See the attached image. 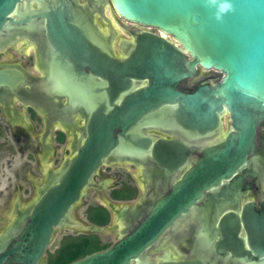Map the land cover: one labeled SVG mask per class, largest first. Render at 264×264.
<instances>
[{"label": "water", "instance_id": "water-1", "mask_svg": "<svg viewBox=\"0 0 264 264\" xmlns=\"http://www.w3.org/2000/svg\"><path fill=\"white\" fill-rule=\"evenodd\" d=\"M81 1L0 0V41L9 39L13 29L40 25L43 34L38 36L43 54L48 51L54 86L46 80L42 89L86 118L82 144L38 190L26 221L15 228L14 241L0 253V264L7 260L41 264L53 232L70 223L69 213L108 158L148 155L170 176L185 165L189 148L184 142L200 143L216 134L205 146L198 145L202 147L194 165L165 193L148 198L150 204L139 212L133 229L124 235L119 232L121 236L106 249L70 264H264V200L262 211L245 210L241 216L254 258L247 254L238 258L242 250L231 239L236 220L229 215L212 224L221 248L233 252L219 263L192 251L182 253L175 242L163 243L203 194L216 191L205 201L199 219L211 215L217 219L215 204L230 195L229 189H219L221 182L242 168L264 171L254 157L257 128L264 122V0H227L231 10L220 19L207 0ZM105 10L124 31L123 24H129L155 30L167 39L134 34L130 52L126 54L127 42L122 41V55L115 57L112 35L101 32L94 19L98 16L109 28ZM46 61L47 55L41 57V70L36 65L45 79ZM202 71H215L219 78L200 81ZM29 77L21 68L0 66V89H14ZM193 79L198 82L191 89L181 87ZM225 116L226 129L221 133ZM148 126L171 135L181 133L187 140L145 136L141 128ZM110 210L116 221L119 211L137 213L136 207L114 210L110 205Z\"/></svg>", "mask_w": 264, "mask_h": 264}, {"label": "flooded vegetation", "instance_id": "flooded-vegetation-1", "mask_svg": "<svg viewBox=\"0 0 264 264\" xmlns=\"http://www.w3.org/2000/svg\"><path fill=\"white\" fill-rule=\"evenodd\" d=\"M125 26L126 31H124L123 29L121 30L127 33L129 36V40L126 41L127 45L125 46L126 54L130 52V47L132 46V35L140 34L142 32L160 35L159 32L152 29L141 28L129 24H125ZM109 28L105 29L104 33H108ZM10 32L12 35L9 37V39L0 41V55L4 56L5 51H9V49H11V51L14 53H22L23 49H12V46L18 39H25L23 41L25 45L28 42H34L33 48L30 51V55H27L25 57L30 64L32 62L33 56H35V62H33L35 64V73L33 75H30L29 78L20 82L14 89H0V158L3 154L2 152H5L6 148L9 150V152H13L12 150H14L15 148L14 152H17L18 154L26 151V153L32 156L33 161L36 163L35 167L37 168L36 173H38V175L41 172L40 169L38 170L40 163H46L49 168L46 166L42 184L39 189H35V197L32 202L21 210H19L15 205L13 206L12 212L14 217L9 228L12 234L9 231V235L6 238V234L8 233L7 231L3 230L2 234L0 233V253L12 241H14L17 234L14 232L17 228H21V224L23 223V221H26L25 218H27L28 213L33 207V201L37 197L38 190H40L58 170L57 169L56 171H53L55 165H57L58 162L61 161L60 166H65L69 162V159L73 154V149H75L77 145L82 144L86 124V118L84 114L78 111L71 110L63 99L53 98L52 95H49L48 92L42 89L41 85L46 81V79L39 74L36 66L38 65V69L41 70V57L43 58L46 56L43 54L45 50V47L43 46V40L38 36L43 34L40 25H25L22 26V28H18L16 30L13 29ZM18 33H22L24 36H17ZM29 36L32 38L35 37L34 41H32ZM106 36L110 37L111 35L109 34ZM162 36L165 37L163 34ZM122 46L123 44L120 43L118 49L119 54L116 55L114 53V49H112V46L110 44L113 56L119 57L122 55ZM20 53L19 55H22ZM0 66H10L15 69L21 68L20 66H18V64L15 63H0ZM212 80L217 79L211 71L201 72L200 81L211 83ZM197 82L198 79L189 80L182 84L181 87L184 89H191L195 84H197ZM19 107H22L23 109H19ZM72 116L77 117L76 122H70V117ZM222 120L224 121V123L222 122ZM225 120L226 116L225 118L221 119V130L223 128V125L225 126L224 129H226ZM38 129H41V131L39 132ZM26 130H28V132H25ZM162 130L159 127L148 126L142 127L141 133L145 136H153L165 139L171 138L174 135V138H180L183 140L185 139V141L187 140V137L181 133L175 132L173 135H171ZM221 133H224V131ZM218 135L219 134H216L212 136V138L206 139L208 141L202 140L200 144H202V146H205L206 143L210 142L211 139L218 137ZM68 136L71 137V141L66 140ZM5 137L9 138L8 141L4 140ZM203 141L206 143H204ZM184 143L185 147L189 148V152L185 158V165L179 168L170 176H167L161 168L157 167L155 162L148 155L143 157L142 159L125 157L121 160H118L110 157L107 159L105 164L99 167L98 171L101 168L103 170H105L106 168L108 173L110 172L109 166L123 165L131 169V167H135L136 163L139 164L138 169L141 168L139 183L141 185V196L143 200L133 206L136 207V215H134L132 213L133 211L130 210L117 212V221L121 224V228L119 230L121 235H124L131 229H133V227L135 226V222L140 218L139 212L148 208L150 204L148 201L149 197H153L156 194H162L163 192L165 193L166 189L170 188L179 179V177L186 173V170L189 167L194 165L196 159L200 154L198 148L202 146H198L200 145L199 143H194L191 140ZM254 147V157L257 159V165L264 168V122H262L257 128ZM60 148L61 151L57 150V152L56 149ZM10 158H12V154ZM10 162V159L6 160L7 165H9ZM127 168H123V171L121 172H112L111 178H114L115 180H112L111 182H101L97 185L92 182L89 183V186L85 190L92 189L93 193L90 195L91 198L93 196H96V193L98 194V198H94L87 204V210L101 207L108 213V211H110L111 203L120 201L127 202L134 199L135 192H137L136 190H140V187L134 185L133 178L129 171L126 170ZM20 172L23 178H27V169L25 170V168L20 167ZM36 173H31L30 177L35 179L37 177L35 176ZM95 176H97V174ZM232 185H236V188H232ZM105 188H107L105 196L100 195L101 191ZM221 188L229 189L230 195L226 200L219 198L218 193V203L214 206L216 208V211L218 212L217 219H213L212 215L211 218L208 216V218L206 219H199L200 210L203 209L205 205H207L205 204V201L212 195V193L216 191L206 192L205 194H203L202 198L192 206L190 210V216H187L183 221H181L174 233L166 235L165 239L168 238L169 240L175 237L174 239L176 246L182 253H189L190 251H192V253L194 254H198L209 259H217L215 262L219 263V259L226 258V255L230 257L233 252L229 251L230 248L225 247L223 249V255H217V252L212 245L214 239L211 240L209 245L204 242V228H207L206 223H210L211 225L217 224L221 218H223L225 215H229L232 216V218L234 217L236 220L237 229L233 232V235H231V239L234 240V242L237 244L238 249L240 247V250H242L238 252V258H245L244 256H246V254L254 258L252 256V253L249 251V248L247 247V233L242 223L241 216L245 210L252 211L255 214L262 211V201L264 200V171L247 172L246 168H242L240 171L233 174L232 177L223 180L219 186V189ZM219 189L217 190L219 191ZM126 194H132L133 198L129 200L115 199V197L118 195L124 196ZM78 203L79 202H77L75 206ZM125 217L128 218L129 224H126ZM4 219V215H1L0 213L1 224H3ZM65 227L75 228L71 226L70 223H67L59 229H64ZM115 228L116 227L114 226L111 229ZM86 232L96 233V231ZM119 232H117V235H119ZM3 264L14 263L7 260ZM226 264H231V262L228 261Z\"/></svg>", "mask_w": 264, "mask_h": 264}, {"label": "rangeland", "instance_id": "rangeland-1", "mask_svg": "<svg viewBox=\"0 0 264 264\" xmlns=\"http://www.w3.org/2000/svg\"><path fill=\"white\" fill-rule=\"evenodd\" d=\"M79 4H82L83 1L78 0ZM104 12V11H103ZM104 15L107 17V19H109V26L111 28H109L108 33L107 34H114L111 36V46L112 49H114V53L117 55L119 54V44L122 41H128L129 40V36L127 33H125L124 31L121 30V27H119L112 18L109 17V13L105 10ZM95 19V23L98 27H100V31L103 33L105 32V29H107V27L102 26L100 24V21L98 19V16L94 17ZM125 25V24H124ZM25 39H18L14 45L12 46L13 50H18V49H23L22 55H19V53H14L11 51V49H9V51H5L4 56L0 55V63H15L18 64V66H20L23 70L27 71L29 74L33 75L34 69H35V64L33 62H35V56H33L32 62L29 64L27 61V58L25 56L30 55V51L33 48V43L32 42H28L26 45L23 43ZM25 45V46H24ZM14 53V54H13ZM32 55V54H31ZM47 55V61H46V68L48 70V74L46 75V80L49 81L51 85L53 86V82H52V74H51V67H50V61H49V55H48V51L46 52ZM8 59V60H7ZM213 73V75L215 76L216 79L219 78V75L217 72L215 71H211ZM51 78V79H50ZM54 88V86H53ZM19 109H23L22 107ZM77 117L76 116H72L70 117V122H76ZM222 122L224 123V121L222 120ZM224 125L223 128L221 130V132H223L224 129ZM38 131L40 132L41 129H38ZM25 132H28V130H26ZM33 134V133H32ZM8 137H5L4 140L8 141ZM3 140V139H2ZM1 140V141H2ZM67 141H71V137L68 136ZM15 150V148H14ZM14 150H12L13 152H9V150L6 148L5 152H2L3 154L1 155L0 158V187H2L3 182H4V178L7 175V173L5 172V169H8L9 171L12 172V176L9 177L7 179V186L6 187H2V190H0V205H1V209H0V213L1 215H4L5 219L3 224L0 223V233L2 234V231L5 230L8 232L10 225H11V221L13 219V206L15 205L19 210L25 208L29 203L32 202V200L34 199L35 195V189H39L43 178H44V174H45V169L46 166L49 168L48 165H46V163H40V166L38 168V170L40 169V174L38 175V173H36L37 168L35 167V162L33 161V158L30 154L26 153V151H23V153L19 154L21 158L26 157L25 160V164L23 163V165L21 167L25 168V170L27 169L26 175L27 178H23L22 175L20 174V167L19 168H13V162L14 159L17 155V152H14ZM61 151L60 149H56ZM59 151V152H60ZM58 152V151H57ZM12 154V158H10ZM10 159L11 162L9 165L6 164V160ZM61 164V161L58 162L57 165H55V167L53 168V171H56L59 166ZM27 165V166H25ZM110 167V172H107V169L105 168V170H103L102 168L98 171L97 176L92 178V183H94L95 185L101 183V182H107V181H112L115 180L114 178L112 179L111 177V173L114 171H118L121 172L123 171V168H127L126 166L123 165H117V166H109ZM126 170L129 171V173L131 174L132 178H133V183L134 185H136L137 187H140V190H136L137 192H135V196L133 200L127 201V202H113L110 205H112V208L114 210H119L122 207H126L128 209H130L131 207H133L134 205H136L139 202V199L141 198V185L139 183V179L141 175V168H136V167H131L127 168ZM24 171V169H23ZM31 172L33 174H35V176H37L35 179L31 178L30 175ZM106 172V174H105ZM108 173V174H107ZM107 188L103 189L100 193V195H104L106 193ZM93 193L92 189L91 190H85L84 191V195L83 197L80 199L79 203L74 206L71 210V212L69 213V217H68V221L70 222L71 226H75V228L72 227H65L64 229H59L53 232L52 237H51V242L49 243V245L47 246L43 257H42V262L41 264H45L47 258H49L50 256H52V254L56 251V249L59 247L60 242L63 238L65 237H76L79 235H95L98 240L100 241L101 244H113L116 239L119 237V235H117V232H119L120 228H121V224L116 221L115 219V212L111 210L108 211V222L106 225H104L103 227L100 228L99 232L93 233V232H86L83 231V228H87L90 226H94L91 225L90 222L87 220L86 218V213H87V209L86 206L87 204L93 200L94 198H98V194L96 193V196H93L91 198V194ZM120 221V220H119ZM125 221L126 224H129L128 222V218L125 217ZM207 228L206 231L203 233L205 235V239L204 242L206 244H210L211 240L214 239L213 241V248L216 251H222L223 249L221 248L220 245V235L219 233L215 232L212 225L210 223H206ZM116 227L115 229H111L112 227ZM95 227V226H94ZM82 228V229H81ZM9 235V233L6 234V238ZM216 237V242H215V237ZM175 237L171 238L168 240L165 239L163 243L165 242H175ZM168 246V244H167ZM161 248V247H159Z\"/></svg>", "mask_w": 264, "mask_h": 264}, {"label": "trees", "instance_id": "trees-1", "mask_svg": "<svg viewBox=\"0 0 264 264\" xmlns=\"http://www.w3.org/2000/svg\"><path fill=\"white\" fill-rule=\"evenodd\" d=\"M132 194L116 196L117 200L132 199ZM86 218L91 225L103 227L108 222V213L105 209L97 207L88 209ZM109 244H101L95 235H79L76 237H65L61 240L56 251L47 258L45 264H70L92 253L106 249Z\"/></svg>", "mask_w": 264, "mask_h": 264}, {"label": "clouds", "instance_id": "clouds-1", "mask_svg": "<svg viewBox=\"0 0 264 264\" xmlns=\"http://www.w3.org/2000/svg\"><path fill=\"white\" fill-rule=\"evenodd\" d=\"M207 3L209 6H215L216 7V19H220V17L229 12L231 10V4H229L227 2V0H223V2H219L218 0H207ZM26 157L21 158L20 155L17 153L14 162H13V168H19L23 165V163L25 162ZM5 172L7 173V175L4 178V182L2 187H6L7 186V179L9 177L12 176V172L9 171L8 169H5ZM2 187H0V190H2Z\"/></svg>", "mask_w": 264, "mask_h": 264}, {"label": "bare ground", "instance_id": "bare-ground-1", "mask_svg": "<svg viewBox=\"0 0 264 264\" xmlns=\"http://www.w3.org/2000/svg\"><path fill=\"white\" fill-rule=\"evenodd\" d=\"M104 13V12H103ZM29 27V26H28ZM160 35L162 36V34L160 33ZM163 37V36H162ZM165 38V37H164ZM167 39V38H166ZM154 132H155V130H154ZM156 132H158V131H156ZM162 134V133H161ZM178 136V135H177ZM214 139V138H213ZM212 139V140H213ZM206 141H208V140H206ZM204 142V141H203ZM204 143H206V142H204ZM200 144V143H199ZM207 144V143H206Z\"/></svg>", "mask_w": 264, "mask_h": 264}, {"label": "crops", "instance_id": "crops-1", "mask_svg": "<svg viewBox=\"0 0 264 264\" xmlns=\"http://www.w3.org/2000/svg\"><path fill=\"white\" fill-rule=\"evenodd\" d=\"M31 75V74H30Z\"/></svg>", "mask_w": 264, "mask_h": 264}]
</instances>
